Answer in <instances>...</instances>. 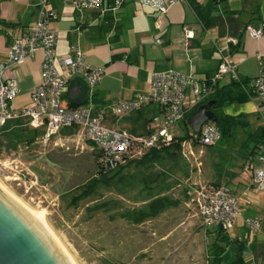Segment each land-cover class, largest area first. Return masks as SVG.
Wrapping results in <instances>:
<instances>
[{"label":"crops","instance_id":"obj_1","mask_svg":"<svg viewBox=\"0 0 264 264\" xmlns=\"http://www.w3.org/2000/svg\"><path fill=\"white\" fill-rule=\"evenodd\" d=\"M196 1L201 5H216L210 28L204 27L190 0L175 2L163 14L138 0H126L113 11L109 29L103 28L104 21L96 13L78 14L61 0H51L49 6L58 13L53 23L59 33L56 53L64 55L71 45H75L91 65L104 68L102 77L92 89L88 88V92L85 82L81 80L85 85L81 104L105 110L114 101L129 100L147 93L154 71L173 68L203 79L223 69L216 45H224L228 37L238 39V45L232 46L227 54L229 60L236 63L239 77L247 81L242 88L249 98L228 103L222 106L221 112L243 115L248 125L240 132L239 145L232 139L222 140L229 142L224 146L229 157L221 162L223 166L213 164L212 174L216 172V175L206 183H224L239 197L240 214L233 228L227 230L233 243L226 247L222 257L229 253V249L236 247L233 250L234 259L231 258L237 262L236 254L241 246L245 264H264V189L251 187L250 173L244 167L247 159L253 160L255 165L258 163L257 148L246 156L245 151L250 152L251 146L246 144L245 131L264 126V107L260 106L251 90L252 80L260 69H264V0ZM38 4L39 0H0V62L5 60L9 41L23 34L36 19ZM248 24L261 26L262 36H249L246 31ZM157 39L162 42H156ZM41 59L42 53L37 51L32 58L7 70L6 74L15 77L19 85L17 95L10 102L11 109H14L13 100H22L21 107L29 103L30 93L40 80ZM229 79L223 76L218 83L224 85ZM88 96L89 100L86 99ZM64 100L68 104L67 92ZM135 116L133 113L124 117L115 125L123 126L132 133H140L142 123L132 121ZM236 133L237 128L235 136ZM255 217L260 219V228L252 232L244 221Z\"/></svg>","mask_w":264,"mask_h":264},{"label":"rangeland","instance_id":"obj_2","mask_svg":"<svg viewBox=\"0 0 264 264\" xmlns=\"http://www.w3.org/2000/svg\"><path fill=\"white\" fill-rule=\"evenodd\" d=\"M21 101L13 100L14 109ZM22 127H13L16 147L0 133V183L27 207L43 212L70 263L207 264V232L213 227L204 225L193 200L196 190L216 175L213 164L223 166L229 157L224 148L229 142L207 146L185 140L177 159L144 167L130 164L120 179L115 177L108 186L98 184L84 197L81 193L88 188L83 184L97 173L98 149L76 131H59L45 140L42 128L35 136L29 125ZM189 130L180 121L173 131L181 135ZM241 131L238 127L235 144H240ZM156 210L139 218L141 211ZM234 249L221 264H237Z\"/></svg>","mask_w":264,"mask_h":264},{"label":"built area","instance_id":"obj_3","mask_svg":"<svg viewBox=\"0 0 264 264\" xmlns=\"http://www.w3.org/2000/svg\"><path fill=\"white\" fill-rule=\"evenodd\" d=\"M51 0H39L36 19L20 36L13 37L6 49V57L0 62V129L14 118L24 117L32 128H42L46 140L65 128H76L98 149V160L103 166L114 167L125 158L140 156L144 150L168 145L174 137L175 125L209 97L218 80L223 76L239 80L236 63L229 60L227 52L238 45V39L228 37L224 45H216L223 69L217 70L203 79L173 68L154 71L145 94H138L129 100L112 102L107 109H99L90 104L79 106L63 105L67 89L74 80H83L92 89L104 73L102 66L91 65L84 53L71 45L68 53L58 55L56 45L59 38L54 21L58 17L55 8L49 6ZM78 14L96 13L103 18L113 12L126 0H61ZM163 14L168 7L179 0H138ZM252 38L262 36V27L246 25ZM156 42L161 43L160 39ZM41 51L40 80L30 93L29 103L19 109H11L10 102L19 90L18 81L6 74L14 65L32 58ZM251 90L264 107V69H260L251 83ZM86 92V94H87ZM89 100V96L86 97ZM86 100V101H87ZM89 102V101H88ZM152 106L154 111L148 116L144 133H132L118 127L115 122L137 110ZM221 135L216 125L207 121L202 124L198 144L216 145ZM183 144V143H182ZM257 165L247 159L244 167L250 173V184L256 190L264 189V143L256 152ZM198 164H200L198 162ZM193 200L205 226L233 228L240 214L239 197L224 183H206L199 187ZM245 226L252 232L259 231V217L245 219Z\"/></svg>","mask_w":264,"mask_h":264},{"label":"trees","instance_id":"obj_4","mask_svg":"<svg viewBox=\"0 0 264 264\" xmlns=\"http://www.w3.org/2000/svg\"><path fill=\"white\" fill-rule=\"evenodd\" d=\"M139 2V1H138ZM140 3V2H139ZM190 4L192 9L195 11L197 17L202 21L204 27L210 28L213 25V15L216 5L214 4H207V5H201L196 0H190ZM154 10V9H153ZM112 14L113 12H107L105 16L102 18L105 24L103 26L104 29H109L111 27L112 23ZM206 77H209L206 76ZM247 81L245 79H239V80H233L229 79L228 83L224 85H219L217 82V85L215 86L214 91L212 94L207 97L204 101L201 103L207 102L208 100H215V103L212 104L211 109L214 111V113L217 116V121L214 123L216 127L220 131V141L221 140H229L233 139L235 137V131L236 128L241 127L244 128L248 125V121L245 119L243 115H230L225 114L221 112L222 106L231 103L233 101H246L249 98V95L246 94L243 91L242 85H245ZM253 93V92H252ZM200 103V104H201ZM69 106H79L81 104H76L74 101L68 102ZM198 106V105H197ZM194 107L191 109V111L186 115V118L182 121H184L186 124H188L187 119L188 117L193 113V111L197 108ZM154 111V108L152 106L143 107L136 112L135 117H132V121H141V130L140 133H144L145 131V125L148 122V116L151 112ZM133 114V113H132ZM28 125L27 118L20 117V118H14L11 120H8L0 129V133H4V135L7 137V143L10 145L13 143V146L16 147L18 139L12 140V138H15V130L13 127H16L22 130L25 128L22 127V125ZM12 128V129H11ZM34 135L38 134L37 128H32ZM134 130V128H132ZM62 131L63 135L66 134H73L76 131V128H65ZM246 144L251 146V151H245L246 156L252 154L255 152L256 148L259 147L260 144L264 143V126H260L257 128V130L249 131L246 130ZM13 136V137H12ZM37 136V135H35ZM33 138H30L28 141H31ZM187 140L191 141L192 144L196 145L198 144V141H196L192 134L191 130L187 131L184 134H177L174 137V140H172L168 145H164L162 147H153L147 150H144L143 153L138 157H132V158H125L126 163L125 164H116L114 167L109 166H103L99 160H98V154L96 156V167H97V173L96 176H93L90 178L87 182L83 184L84 188H88L87 191L83 190L84 192L81 193V196H86L90 193L91 190L96 189V186L98 184H104V185H110L112 181H114L115 177L118 176V179L121 178L122 175L121 171L129 166L130 164H134L137 167H144L146 164L149 163H159V164H165L169 161H173L174 159H177L182 154V143ZM7 146L10 148V146ZM211 146V145H210ZM214 146V145H212ZM110 170V171H109ZM156 174L154 178H151L150 181H154L157 178ZM214 183H221V182H214ZM160 199H156L153 201L151 205L155 203V201H159ZM74 201V200H73ZM174 203V202H173ZM152 208V207H151ZM156 212L151 213H145L143 211L139 212L140 219L145 218L146 216L156 214ZM207 236L209 237L208 247H207V264H221L223 261V253L226 249V247L230 246L233 241L230 240L227 230L221 226L214 227L212 231L207 232ZM241 247V246H240ZM239 247V253L236 254L237 262L239 264H245L242 260V253L241 249ZM214 262V263H213Z\"/></svg>","mask_w":264,"mask_h":264},{"label":"water","instance_id":"obj_5","mask_svg":"<svg viewBox=\"0 0 264 264\" xmlns=\"http://www.w3.org/2000/svg\"><path fill=\"white\" fill-rule=\"evenodd\" d=\"M85 85L74 80L67 97L77 105ZM215 100L201 103L188 117L193 138L199 142L203 123H215L217 116L211 109ZM0 264H69L60 250L44 235L27 214L0 190Z\"/></svg>","mask_w":264,"mask_h":264},{"label":"bare ground","instance_id":"obj_6","mask_svg":"<svg viewBox=\"0 0 264 264\" xmlns=\"http://www.w3.org/2000/svg\"><path fill=\"white\" fill-rule=\"evenodd\" d=\"M0 190L27 214L28 218H30L33 221V223L37 225V227L40 229V231L44 235H46V237H48L52 241L53 245H55L57 247V249L60 250V252L62 253L60 247L57 244L56 239L54 238V235L52 234L51 230L48 228V226L45 222L43 212H38V211H35L34 209L32 210L31 208L27 207L23 203L22 200H21L22 201L21 202L18 198H16L14 195H12L1 183H0ZM62 255L65 257V255L63 253H62ZM67 257H65L67 262L69 264H72V263H70V260L67 259Z\"/></svg>","mask_w":264,"mask_h":264}]
</instances>
